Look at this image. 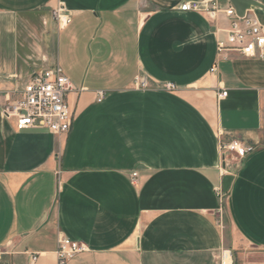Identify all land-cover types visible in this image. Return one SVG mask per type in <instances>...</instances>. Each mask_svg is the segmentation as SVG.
Returning a JSON list of instances; mask_svg holds the SVG:
<instances>
[{
  "label": "crops",
  "instance_id": "0c3cea01",
  "mask_svg": "<svg viewBox=\"0 0 264 264\" xmlns=\"http://www.w3.org/2000/svg\"><path fill=\"white\" fill-rule=\"evenodd\" d=\"M209 1L62 0L59 26L56 0H0V264H58L61 237L86 246L66 264H264V51L218 52L228 0L180 10ZM54 65L70 131L16 130L5 94Z\"/></svg>",
  "mask_w": 264,
  "mask_h": 264
},
{
  "label": "built area",
  "instance_id": "2783aa9c",
  "mask_svg": "<svg viewBox=\"0 0 264 264\" xmlns=\"http://www.w3.org/2000/svg\"><path fill=\"white\" fill-rule=\"evenodd\" d=\"M56 2V6L52 9L54 20L59 26L69 23V14L62 0H56ZM209 2L211 3L209 7L200 2H184L180 6V10L184 12L201 10L218 12L215 0ZM222 12L230 23L225 41L217 44L218 52L231 50L245 58H261L264 51V25L247 13L243 18H239L230 4ZM215 69L213 66L210 71L214 72ZM133 83L135 88L141 90L147 89L149 86L147 78L143 76L135 77ZM162 89L172 92L176 90V86L167 83L162 86ZM72 90L74 87L63 74L62 69L54 65L33 72L21 89L6 93V103L1 112L6 120L15 122L16 130L37 128L47 130L51 134L64 135L70 131L74 120V114L68 104V94ZM226 95L227 92L222 90L218 94V98H224ZM99 96H102V93H99ZM220 150L223 157L227 153L236 158H243L251 148L242 142L232 141L220 144ZM136 177L137 172H133L131 181L134 184ZM214 191L220 204L223 205L227 192L223 190L222 186ZM85 250L84 244L66 237L59 238L56 251L58 264H66ZM36 259L37 256H32V261Z\"/></svg>",
  "mask_w": 264,
  "mask_h": 264
},
{
  "label": "water",
  "instance_id": "95a60500",
  "mask_svg": "<svg viewBox=\"0 0 264 264\" xmlns=\"http://www.w3.org/2000/svg\"><path fill=\"white\" fill-rule=\"evenodd\" d=\"M228 2L234 8L239 18H243L247 12L255 9L264 11V5L256 0H228ZM231 181V176H224L222 187L225 192H228Z\"/></svg>",
  "mask_w": 264,
  "mask_h": 264
},
{
  "label": "rangeland",
  "instance_id": "374dc122",
  "mask_svg": "<svg viewBox=\"0 0 264 264\" xmlns=\"http://www.w3.org/2000/svg\"><path fill=\"white\" fill-rule=\"evenodd\" d=\"M231 158V155L229 156ZM225 203V201H224ZM227 225V224H226ZM239 260L235 252H232L231 254V264H238Z\"/></svg>",
  "mask_w": 264,
  "mask_h": 264
},
{
  "label": "bare ground",
  "instance_id": "6f19581e",
  "mask_svg": "<svg viewBox=\"0 0 264 264\" xmlns=\"http://www.w3.org/2000/svg\"><path fill=\"white\" fill-rule=\"evenodd\" d=\"M227 258L230 260V258H229V256H228V255L226 256V258H225V259H227ZM224 264H225V260H224ZM229 264H230V263H229Z\"/></svg>",
  "mask_w": 264,
  "mask_h": 264
}]
</instances>
